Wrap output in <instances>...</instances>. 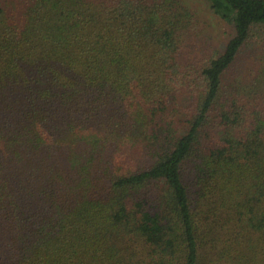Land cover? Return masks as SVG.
<instances>
[{
  "label": "trees",
  "instance_id": "16d2710c",
  "mask_svg": "<svg viewBox=\"0 0 264 264\" xmlns=\"http://www.w3.org/2000/svg\"><path fill=\"white\" fill-rule=\"evenodd\" d=\"M0 0V264H264V1ZM260 39V41H258Z\"/></svg>",
  "mask_w": 264,
  "mask_h": 264
},
{
  "label": "rangeland",
  "instance_id": "374dc122",
  "mask_svg": "<svg viewBox=\"0 0 264 264\" xmlns=\"http://www.w3.org/2000/svg\"><path fill=\"white\" fill-rule=\"evenodd\" d=\"M192 11H196L198 16L203 20L204 27L207 28L208 35H212V43H220V46L215 47L212 51L215 55L218 54L225 43L232 37L233 29L224 21H220L210 8V5L200 0H184ZM260 41V39H258Z\"/></svg>",
  "mask_w": 264,
  "mask_h": 264
},
{
  "label": "water",
  "instance_id": "95a60500",
  "mask_svg": "<svg viewBox=\"0 0 264 264\" xmlns=\"http://www.w3.org/2000/svg\"><path fill=\"white\" fill-rule=\"evenodd\" d=\"M257 1H264V0H257Z\"/></svg>",
  "mask_w": 264,
  "mask_h": 264
}]
</instances>
